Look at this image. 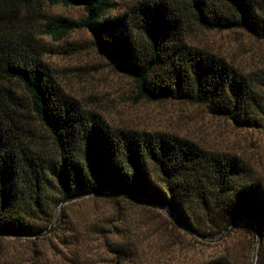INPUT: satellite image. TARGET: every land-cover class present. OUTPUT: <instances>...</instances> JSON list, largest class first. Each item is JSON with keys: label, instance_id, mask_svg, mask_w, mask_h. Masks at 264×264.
Segmentation results:
<instances>
[{"label": "trees", "instance_id": "16d2710c", "mask_svg": "<svg viewBox=\"0 0 264 264\" xmlns=\"http://www.w3.org/2000/svg\"><path fill=\"white\" fill-rule=\"evenodd\" d=\"M45 4L79 6L85 15L52 16ZM114 6L0 0V264H138L146 222L159 215L171 232L168 246L212 249L197 264H250L257 228L256 264H264V170L177 134L110 125L62 89L42 40L88 30L96 52L131 80L136 102L198 105L236 128L257 129L264 78L188 44L186 35L193 27L238 30L264 41V0H131L118 17H106ZM87 194L114 210L76 217L68 204L57 210ZM130 203L159 204L168 215L124 210ZM238 220L218 243L199 238L215 239ZM92 243L102 248L98 262L84 250Z\"/></svg>", "mask_w": 264, "mask_h": 264}, {"label": "rangeland", "instance_id": "374dc122", "mask_svg": "<svg viewBox=\"0 0 264 264\" xmlns=\"http://www.w3.org/2000/svg\"><path fill=\"white\" fill-rule=\"evenodd\" d=\"M130 3L131 0H115L114 8L105 16L118 17ZM43 11L72 21H80L85 15L79 6L45 4ZM42 40L45 43L43 60L62 89L110 125L177 134L208 149L236 153L258 171L264 170V126L236 128L230 121L209 115L203 107L184 102H136L131 80L114 70L110 61L96 52L88 30L76 29L59 40L42 36ZM186 41L220 55L243 72L257 73L264 78L263 40L238 30L215 32L193 27L186 35ZM13 88L22 93L19 86ZM66 206L67 215L74 217L86 211L92 214L114 210L113 203L105 198L84 197ZM124 210H157L168 215L159 204L143 207L130 203ZM172 219L175 221L174 216ZM166 225L167 221L161 215L147 220V229L141 234L138 264H197L207 260L212 252L210 247L191 241H185L182 247L168 246L166 239L171 232ZM88 246L84 248L86 256L100 261L102 248L95 243ZM18 249L22 250V246Z\"/></svg>", "mask_w": 264, "mask_h": 264}, {"label": "water", "instance_id": "95a60500", "mask_svg": "<svg viewBox=\"0 0 264 264\" xmlns=\"http://www.w3.org/2000/svg\"><path fill=\"white\" fill-rule=\"evenodd\" d=\"M90 196V194H87V195H84V196H78V197H73V198H70L66 201H63L59 207H58V211H60V209L66 205V204H69L71 202H74L76 200H79V199H82L84 197H88ZM56 220V218H55ZM242 223L241 220H238L236 222H234L233 224H231L220 236H218L217 238L215 239H205V238H202V237H199L202 241L204 242H207V243H218L220 241H222L223 239H225L232 231H234L240 224ZM54 227L55 226H52L50 228H48L46 231H44L43 233L41 234H38V236H47L49 234L52 233V231L54 230ZM255 233H256V244H255V249L252 253V256H251V260H250V264H256V260H257V257H258V251H259V246H260V237H259V234L257 232V228H255ZM31 237H34V236H31ZM198 237V236H197Z\"/></svg>", "mask_w": 264, "mask_h": 264}]
</instances>
